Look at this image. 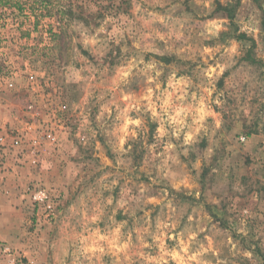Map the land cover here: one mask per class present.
<instances>
[{
  "label": "rangeland",
  "instance_id": "374dc122",
  "mask_svg": "<svg viewBox=\"0 0 264 264\" xmlns=\"http://www.w3.org/2000/svg\"><path fill=\"white\" fill-rule=\"evenodd\" d=\"M0 4V264H264V0Z\"/></svg>",
  "mask_w": 264,
  "mask_h": 264
},
{
  "label": "built area",
  "instance_id": "2783aa9c",
  "mask_svg": "<svg viewBox=\"0 0 264 264\" xmlns=\"http://www.w3.org/2000/svg\"><path fill=\"white\" fill-rule=\"evenodd\" d=\"M9 11L10 9L7 6L0 4V22H1V19H5L4 18L6 16L5 12H9ZM27 78L30 83L31 91H36L37 89L35 86L36 84L35 74L29 73L27 75ZM65 108H66L65 104L61 105V109H65ZM23 137H25V135L18 132V133L10 135V139H9L8 136L4 133V131L0 127V152L4 154V150L7 148L19 147L22 144ZM30 137L31 138L28 140V143L30 147L33 149L32 154H31L33 156L32 163H35L36 162L35 158H37L38 154L40 153V150L37 148L41 146L42 141L47 142V143H52L55 141V136H54L53 131L50 128H46V129L44 128L40 135L34 134ZM44 142H43V145H44ZM32 197H33L32 198L33 202H35L36 204L44 202V201L45 202L48 201V195L44 191H38L34 193Z\"/></svg>",
  "mask_w": 264,
  "mask_h": 264
},
{
  "label": "trees",
  "instance_id": "16d2710c",
  "mask_svg": "<svg viewBox=\"0 0 264 264\" xmlns=\"http://www.w3.org/2000/svg\"><path fill=\"white\" fill-rule=\"evenodd\" d=\"M45 2V1H44ZM44 4V3H43ZM223 11L225 12L226 14V17L229 18V19H232L233 18V13L232 11L228 8V7H222ZM237 38L239 39H242V38H246V35L244 33H240L239 35H237ZM247 58H251V55L250 53H247Z\"/></svg>",
  "mask_w": 264,
  "mask_h": 264
},
{
  "label": "crops",
  "instance_id": "0c3cea01",
  "mask_svg": "<svg viewBox=\"0 0 264 264\" xmlns=\"http://www.w3.org/2000/svg\"><path fill=\"white\" fill-rule=\"evenodd\" d=\"M1 190V189H0ZM1 200V199H0Z\"/></svg>",
  "mask_w": 264,
  "mask_h": 264
}]
</instances>
